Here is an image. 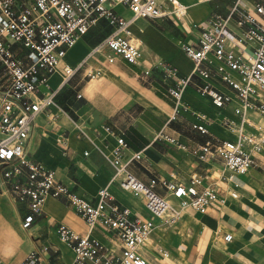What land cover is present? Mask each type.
Listing matches in <instances>:
<instances>
[{
	"label": "crops",
	"instance_id": "1",
	"mask_svg": "<svg viewBox=\"0 0 264 264\" xmlns=\"http://www.w3.org/2000/svg\"><path fill=\"white\" fill-rule=\"evenodd\" d=\"M160 1L164 8L168 7L167 0ZM181 1L188 5L181 19L164 16L139 19L133 24L143 50L138 63H130L121 55L110 62L108 49L90 53L110 30L105 19L79 37L49 78L50 86L58 91L55 104L39 115L27 150L30 158L54 169L57 179L77 193L93 199L101 187L108 186L119 204L129 207L135 215L153 219L155 229L139 247L149 264H264V153L256 154L257 164L246 173L235 176L238 197H228L223 205H212L204 213L189 208L170 220L153 216L143 197L121 187L118 180H111L114 166L110 159L116 156L119 137L127 142L121 159L138 179L146 184L152 179L187 184L194 174L215 177L222 166L221 158L199 161L193 153L155 141L157 132L164 130L189 148L215 137L235 136L222 120L239 119L234 113L238 100L229 86L215 78L214 85L232 95L229 103L218 107L211 97L188 85L182 94L189 108L177 107L179 112L172 117L176 100L169 87L177 79L169 76L168 70L176 68L180 75L193 71L194 63L185 53L184 44L197 46L196 24L214 12H225L234 0ZM244 2L253 8V0ZM116 10L126 16L130 13L123 5H117ZM64 65L78 69L65 78ZM199 114H204L206 120ZM250 115L256 121L260 119L253 111ZM194 122L204 124L208 132L195 128ZM135 152H141L142 157L134 159ZM153 189L161 195L167 193L160 183ZM7 197L9 213L0 208L1 229L9 231L5 234V250L21 253L9 264H18L31 249L42 244L50 247L46 256L51 264L73 263L70 243L57 233L59 223L81 233L89 232L110 249L121 251V242L113 232L101 225L88 229L84 219L64 200L48 197L42 215L31 227L24 228L21 206ZM172 200L178 202L176 198ZM3 202L0 200V207ZM12 231H26L27 238L19 242ZM226 234L232 237L227 239ZM160 249L169 254L164 256Z\"/></svg>",
	"mask_w": 264,
	"mask_h": 264
},
{
	"label": "built area",
	"instance_id": "2",
	"mask_svg": "<svg viewBox=\"0 0 264 264\" xmlns=\"http://www.w3.org/2000/svg\"><path fill=\"white\" fill-rule=\"evenodd\" d=\"M167 2L164 8L160 0H0V193L21 206L24 228L31 227L42 215L46 199L55 197L68 202L88 229L101 225L121 242L118 253L89 232L81 233L59 223V237L70 243L74 252L71 264H149L139 247L149 239L156 224L115 201L108 186L101 187L93 199L87 198L58 180L54 169L30 158L27 143L37 119L55 104L58 92L50 86L49 78L67 50L100 19L107 21L110 30L90 53L108 49L110 62L121 55L130 63H138L143 50L133 24L139 19L164 16L181 19L187 13L188 5L181 0ZM117 5L127 8L129 15L119 13ZM196 26L198 45L184 44L185 53L194 63L193 71L180 75L176 68L168 70V75L177 79L169 87L176 100L172 117L179 112L177 107L189 108L182 94L188 85L211 97L218 107L229 103L232 95L218 89L212 82L215 78L229 86L238 100L234 113L239 119L222 120L235 136L215 137L194 148L164 130L158 131L154 140L193 153L202 162L219 157V172L215 177L194 174L187 184L168 179H152L146 184L121 159V151L127 146L123 137L118 138L116 156L110 159L114 166L111 180H118L121 187L143 197L153 216L164 217L170 211L166 220L179 217L189 208L204 213L212 205H223L228 197H238L235 176L246 173L257 164L256 154L264 153V0H253V8H248L244 0H234L225 12H214ZM77 69L64 65V77ZM251 111L260 119L254 120ZM199 117L206 120L204 114ZM193 126L208 132L200 122ZM141 157V152L133 156ZM206 178L212 181L205 183ZM157 183L166 188V195L153 189ZM225 237L230 239L232 235ZM49 248L44 244L35 246L18 264H51L46 256ZM160 250L164 256L169 254Z\"/></svg>",
	"mask_w": 264,
	"mask_h": 264
},
{
	"label": "rangeland",
	"instance_id": "3",
	"mask_svg": "<svg viewBox=\"0 0 264 264\" xmlns=\"http://www.w3.org/2000/svg\"><path fill=\"white\" fill-rule=\"evenodd\" d=\"M8 199L9 198L7 197L6 194H0V200H3L4 201L3 204H2V207H0V208L5 213H7V212L9 213V210H10V209H8V204L5 203V202L8 201ZM170 215H171L170 211H166L164 213V217H169ZM1 230L2 231H5L6 229H1L0 228V231ZM12 232L14 233V235L16 236V238L20 239L19 242H22L24 237L27 238L26 231H12ZM5 240H6V236L5 235H1L0 236V264H9L14 259L19 258L20 257V254H21L16 249L15 250H12V251H6L5 250V245H4V241Z\"/></svg>",
	"mask_w": 264,
	"mask_h": 264
},
{
	"label": "bare ground",
	"instance_id": "4",
	"mask_svg": "<svg viewBox=\"0 0 264 264\" xmlns=\"http://www.w3.org/2000/svg\"><path fill=\"white\" fill-rule=\"evenodd\" d=\"M1 227H2V224L0 223V228H1ZM7 232H9V231H0V234H1V235H5ZM1 235H0V236H1Z\"/></svg>",
	"mask_w": 264,
	"mask_h": 264
}]
</instances>
